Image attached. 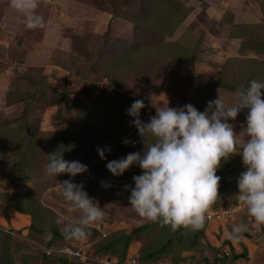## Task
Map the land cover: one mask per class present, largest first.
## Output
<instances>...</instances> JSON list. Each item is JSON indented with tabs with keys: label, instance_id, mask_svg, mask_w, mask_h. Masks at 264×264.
<instances>
[{
	"label": "rangeland",
	"instance_id": "374dc122",
	"mask_svg": "<svg viewBox=\"0 0 264 264\" xmlns=\"http://www.w3.org/2000/svg\"><path fill=\"white\" fill-rule=\"evenodd\" d=\"M39 4L45 27L29 30L10 0H0V264H100L107 257L116 264L122 259V264L132 259L264 264V225L254 222L237 196V179L246 170L240 156L222 162L218 199L208 211L239 210L221 220H206L196 236L188 229L161 227L132 209L129 190L135 186L133 177L142 174L140 168L133 166L114 177L106 167L109 161L143 151L126 114L134 100L144 101L140 118L148 122L156 114L154 104H191L203 112L219 94L229 103L251 80L264 82V0L237 5L233 0ZM137 9L140 13H133ZM235 9L242 11L240 21ZM141 13L147 14L146 21L157 19L190 34L178 40L164 37L163 50L175 47L179 53L156 56V62L142 59L134 63L133 72L119 63L124 53L140 46L152 50L156 42L132 23ZM127 25L129 30H124ZM153 96L159 97L154 104ZM246 116L243 111L229 121L236 133L246 127ZM125 139L135 146L125 145ZM97 149H105L106 159ZM56 151L67 161L87 165L88 171L74 178L62 174L57 180L45 179L47 155ZM106 179L130 186L129 192L99 190L96 181ZM65 180L83 184L103 208V220L90 228L84 241L66 239L63 226L55 222L63 216L71 223L78 215L68 211L60 191L59 183ZM237 225H246L238 242L229 239ZM48 233L51 239H46ZM123 237L129 239L127 245ZM225 251H230L228 256Z\"/></svg>",
	"mask_w": 264,
	"mask_h": 264
},
{
	"label": "clouds",
	"instance_id": "9594fccd",
	"mask_svg": "<svg viewBox=\"0 0 264 264\" xmlns=\"http://www.w3.org/2000/svg\"><path fill=\"white\" fill-rule=\"evenodd\" d=\"M10 7L27 29L45 27L44 18L37 11L39 0H10ZM154 98L159 97H152L153 104ZM154 106L156 114L148 122L140 118L145 108L143 100H134L126 110L144 144L143 151L131 152L106 165L114 177L124 175L133 166L142 170L141 175L133 177L134 187L125 186V190L130 188L132 209L161 227L193 232L202 229L208 209L218 199L221 177L217 171L222 162L238 155L246 170L237 179V196L254 222L264 225V82L251 80L233 93L229 103L219 94L203 112L191 104L180 108L169 107L168 102ZM243 111L247 116L241 136L229 121H235ZM123 143L135 146L128 139ZM97 151L101 159H106L105 149ZM57 152L47 155L45 179L57 180L62 174L74 178L88 171L87 165L67 161L63 152ZM59 188L68 211L78 215L71 223L66 224L63 216L55 222L63 226L66 239L84 241L90 228L103 220V208L89 197L83 184L65 180ZM245 229L246 225L235 226L229 239L242 240ZM51 238L48 233L46 239Z\"/></svg>",
	"mask_w": 264,
	"mask_h": 264
},
{
	"label": "trees",
	"instance_id": "16d2710c",
	"mask_svg": "<svg viewBox=\"0 0 264 264\" xmlns=\"http://www.w3.org/2000/svg\"><path fill=\"white\" fill-rule=\"evenodd\" d=\"M138 10L139 9H137V11H134L133 13H140ZM147 14H149V13L147 12ZM147 14L143 15V13H141V14H139L138 18H135V17L132 18L131 19L132 23L135 26L143 27L145 31L154 32V33L159 34L160 36L166 37V38L171 37L174 34V32L177 30V28L174 27L173 25L171 27H169L170 25H167V23H165L163 21H159L157 19H153L154 21H151V20L146 21V19L148 18ZM152 46H154V49H152V50H149L150 48H147V47H141L138 49L127 50L128 52L126 51L124 53V56H122V59L119 60L120 65H123V66L126 65L128 68L132 69L134 72L135 69H133L132 66L134 65L135 62L136 63L141 62L142 59H145L146 61L156 62L155 61L156 56L157 57H160V56L167 57V55H171V54H173V52L179 53V52H177V49L175 47H173V48L171 47L170 49H168V51H166V50H163V48L160 46V44L150 45V47H152ZM125 57H127V58L125 59ZM187 59L189 60L190 58H187ZM137 70H138V68H137ZM55 94H58V93H55ZM59 95H61V94H59ZM95 185L99 190L104 191V192L110 191V190L115 191L113 189L107 190V189L102 188L100 186V183H98V181H96ZM129 191H122V192H129ZM193 234H194V236H196V235H199L200 233L198 231H194ZM123 241H124V244L127 245L129 242V239L126 237H123ZM159 252H161V251H158V253ZM150 258H152V257L150 256ZM138 260L140 263H153L154 264V262H152L151 260H143V259H138ZM122 261H125V259L120 260V262H122ZM206 264H208V263H206Z\"/></svg>",
	"mask_w": 264,
	"mask_h": 264
},
{
	"label": "built area",
	"instance_id": "2783aa9c",
	"mask_svg": "<svg viewBox=\"0 0 264 264\" xmlns=\"http://www.w3.org/2000/svg\"><path fill=\"white\" fill-rule=\"evenodd\" d=\"M100 185L102 188L104 189H107V190H110V189H113V190H116V189H119L121 187L125 188V186H122V185H116L115 181L114 180H103V181H100ZM102 185H107V187L105 186H102ZM125 190V189H124ZM122 190V191H124ZM126 191V190H125ZM240 206H237L236 207H233V208H230V209H221V210H209L207 215H206V220H210V219H214V220H221L224 216H231V215H234V213H236L238 210H239ZM264 234V233H263ZM263 238H264V235H263ZM230 251H225V255H229ZM100 264H116V260L114 259H110V258H103L99 261ZM119 264H122L119 262ZM124 264H153V263H140L139 260H135V259H132L130 261L127 262H124ZM155 264V263H154Z\"/></svg>",
	"mask_w": 264,
	"mask_h": 264
},
{
	"label": "crops",
	"instance_id": "0c3cea01",
	"mask_svg": "<svg viewBox=\"0 0 264 264\" xmlns=\"http://www.w3.org/2000/svg\"><path fill=\"white\" fill-rule=\"evenodd\" d=\"M240 1H244V0H233V3L235 4V5H237V2H240ZM235 10H237V9H235ZM241 13L240 12V9H238L237 10V21L239 20H241V18H244L243 16L241 17V15L239 14V13ZM115 22H118V21H115ZM131 26V25H130ZM135 26V25H134ZM124 28V27H123ZM139 29V28H138ZM124 30H129V27H128V25L124 28ZM189 33V31H187L186 29H183V27H179L176 31H175V33L172 35V37L171 38H176L175 40H178V39H180L182 36H183V34H185V38H187L188 37V33ZM145 33H148V34H151L152 36H153V38L156 40V42H154L155 44H160V42H162V40L163 39H165L164 37H162V36H160L159 34H156V33H154V32H149V31H145ZM190 34V33H189ZM186 35H187V37H186ZM169 38H167V40H168ZM182 39V38H181ZM170 40V39H169ZM159 42V43H158ZM155 44H151V45H155ZM129 46H130V42H129ZM140 47H142V46H140ZM184 59H186V58H184ZM239 257V256H238ZM237 257V258H238Z\"/></svg>",
	"mask_w": 264,
	"mask_h": 264
},
{
	"label": "water",
	"instance_id": "95a60500",
	"mask_svg": "<svg viewBox=\"0 0 264 264\" xmlns=\"http://www.w3.org/2000/svg\"><path fill=\"white\" fill-rule=\"evenodd\" d=\"M243 236H245V235L243 234ZM229 246H230V245H229ZM230 250H231V252H233V248H232L231 246H230ZM237 257H238V256H237ZM237 257H236V258H237Z\"/></svg>",
	"mask_w": 264,
	"mask_h": 264
},
{
	"label": "bare ground",
	"instance_id": "6f19581e",
	"mask_svg": "<svg viewBox=\"0 0 264 264\" xmlns=\"http://www.w3.org/2000/svg\"><path fill=\"white\" fill-rule=\"evenodd\" d=\"M124 186H125V185H124ZM121 189H123V190H124L125 188L121 187Z\"/></svg>",
	"mask_w": 264,
	"mask_h": 264
}]
</instances>
